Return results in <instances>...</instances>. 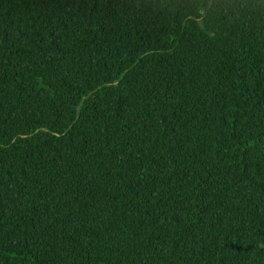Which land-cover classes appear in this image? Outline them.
I'll return each instance as SVG.
<instances>
[{"label":"trees","instance_id":"1","mask_svg":"<svg viewBox=\"0 0 264 264\" xmlns=\"http://www.w3.org/2000/svg\"><path fill=\"white\" fill-rule=\"evenodd\" d=\"M0 264H264V0H0Z\"/></svg>","mask_w":264,"mask_h":264}]
</instances>
